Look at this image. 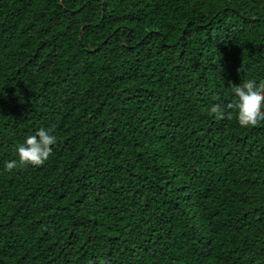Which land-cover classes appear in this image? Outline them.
<instances>
[{
	"label": "trees",
	"instance_id": "16d2710c",
	"mask_svg": "<svg viewBox=\"0 0 264 264\" xmlns=\"http://www.w3.org/2000/svg\"><path fill=\"white\" fill-rule=\"evenodd\" d=\"M247 79L264 0H0V264H264V121L210 115Z\"/></svg>",
	"mask_w": 264,
	"mask_h": 264
},
{
	"label": "clouds",
	"instance_id": "9594fccd",
	"mask_svg": "<svg viewBox=\"0 0 264 264\" xmlns=\"http://www.w3.org/2000/svg\"><path fill=\"white\" fill-rule=\"evenodd\" d=\"M231 92L235 99L227 104H213L210 115L218 121L232 119L235 115L241 128L259 126L264 121V82L257 83L253 79H247L239 85H232ZM53 133V128H40L35 134L28 135L15 148L18 159L7 162L6 170L11 171L17 166H42L58 142V137ZM99 264H106V261L101 259Z\"/></svg>",
	"mask_w": 264,
	"mask_h": 264
}]
</instances>
